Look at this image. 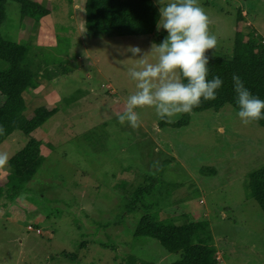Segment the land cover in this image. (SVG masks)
I'll return each mask as SVG.
<instances>
[{"label": "rangeland", "instance_id": "1", "mask_svg": "<svg viewBox=\"0 0 264 264\" xmlns=\"http://www.w3.org/2000/svg\"><path fill=\"white\" fill-rule=\"evenodd\" d=\"M36 1L49 5L51 14L40 22L27 16L22 25L20 6L7 3L3 37L35 49L68 36L71 45L67 51L61 40L48 51L56 57L64 52L65 63L42 64L36 87L23 94L26 112L46 106L55 113L33 132L14 131L0 143L7 157L0 164L1 185L9 160L30 139L42 141L45 158L14 199L0 197V264H122L128 254L170 264L178 254L152 237L134 235L146 206L155 203L162 217L176 222L207 219L218 264H264V127L242 124L230 104L191 112L178 128L161 126L148 106L136 109L138 127L119 124L114 114L123 112L135 91L128 69L140 59L126 48L139 46L138 56L154 63L150 49L164 30L86 37L85 0ZM198 3L217 37L207 54L232 56L238 10L242 28L264 38V0ZM151 173L158 175L153 190L126 211Z\"/></svg>", "mask_w": 264, "mask_h": 264}, {"label": "trees", "instance_id": "2", "mask_svg": "<svg viewBox=\"0 0 264 264\" xmlns=\"http://www.w3.org/2000/svg\"><path fill=\"white\" fill-rule=\"evenodd\" d=\"M71 3L72 0H64ZM14 2L20 6V25L28 16L35 22L51 14L49 5L36 0H0V25L6 19L7 3ZM158 6L153 0H85V35L86 37L107 36H144L151 35L156 29L159 19ZM242 12L238 10L233 53L230 58L213 56L209 61V76L219 75L223 80L215 100L202 102L192 112L205 109L219 110L225 104L236 109L235 92L232 75L241 77L245 86L259 98L264 99V38L253 28L244 30ZM64 38V39H63ZM62 40L67 43V51L71 45L70 37L57 36L53 45L33 48L27 44L22 46L15 41L3 37L0 29V143L14 131L29 134L52 116L56 109L38 106L26 112L23 97L28 87H36V77L40 74L42 64H63L60 56H51L48 51ZM66 52V51H65ZM190 113L182 114L175 122L161 120L160 125L178 128L188 124ZM264 127V120L254 122ZM42 141H30L9 160V171L5 182L0 184V197L4 194L14 199L32 179L45 158L41 154ZM49 146V144H47ZM148 183H140L133 192V197L125 205L127 210L140 199L143 193H150L158 181V175L144 176ZM160 181V179H159ZM146 206V205H145ZM158 204L146 206L143 216L138 220L134 235L149 236L156 239L168 252L178 254L179 258L170 264H218L217 248L207 219H189L176 222L173 217H162ZM155 207L156 209H152ZM122 264H154L128 254Z\"/></svg>", "mask_w": 264, "mask_h": 264}, {"label": "clouds", "instance_id": "3", "mask_svg": "<svg viewBox=\"0 0 264 264\" xmlns=\"http://www.w3.org/2000/svg\"><path fill=\"white\" fill-rule=\"evenodd\" d=\"M159 4L157 32L166 33L159 43H153L150 52L155 62H149L141 48L129 45L131 57H139L136 66L128 69V77L135 91L128 95L123 112L115 113L121 125L136 128L139 125L137 108L154 109L158 119L171 123L181 114L191 113L202 102L215 100L223 85L219 75L209 76V61L217 37L210 33L208 17L198 0H155ZM235 92L236 117L247 125L264 120V99L253 94L237 74L232 75ZM3 129L0 128V133ZM0 154V164L6 161Z\"/></svg>", "mask_w": 264, "mask_h": 264}, {"label": "built area", "instance_id": "4", "mask_svg": "<svg viewBox=\"0 0 264 264\" xmlns=\"http://www.w3.org/2000/svg\"><path fill=\"white\" fill-rule=\"evenodd\" d=\"M28 228H29V229H32V227H31V226H28Z\"/></svg>", "mask_w": 264, "mask_h": 264}]
</instances>
